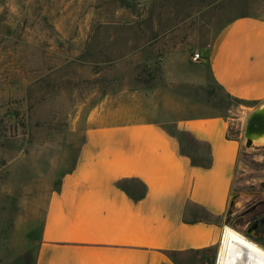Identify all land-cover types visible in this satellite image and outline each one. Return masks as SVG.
Segmentation results:
<instances>
[{
  "label": "rangeland",
  "instance_id": "obj_1",
  "mask_svg": "<svg viewBox=\"0 0 264 264\" xmlns=\"http://www.w3.org/2000/svg\"><path fill=\"white\" fill-rule=\"evenodd\" d=\"M242 17L264 19V0H0V264H35L49 194L92 127L222 114L245 145L257 106L192 61ZM219 248L177 263L217 264Z\"/></svg>",
  "mask_w": 264,
  "mask_h": 264
},
{
  "label": "crops",
  "instance_id": "obj_2",
  "mask_svg": "<svg viewBox=\"0 0 264 264\" xmlns=\"http://www.w3.org/2000/svg\"><path fill=\"white\" fill-rule=\"evenodd\" d=\"M200 54L229 98L264 104V19L231 21ZM152 115L160 119L87 131L75 168L49 194L35 264H178L214 252L226 226L247 234L235 222L242 201L231 206L247 150L230 120ZM261 236L250 237L264 246Z\"/></svg>",
  "mask_w": 264,
  "mask_h": 264
},
{
  "label": "flooded vegetation",
  "instance_id": "obj_3",
  "mask_svg": "<svg viewBox=\"0 0 264 264\" xmlns=\"http://www.w3.org/2000/svg\"><path fill=\"white\" fill-rule=\"evenodd\" d=\"M241 158L243 170L236 191L250 194L251 201L248 207L241 209L235 222L248 232L255 222L264 217V146H254L252 152H244ZM255 233L261 234L264 240V225L253 231L252 236Z\"/></svg>",
  "mask_w": 264,
  "mask_h": 264
},
{
  "label": "bare ground",
  "instance_id": "obj_4",
  "mask_svg": "<svg viewBox=\"0 0 264 264\" xmlns=\"http://www.w3.org/2000/svg\"><path fill=\"white\" fill-rule=\"evenodd\" d=\"M264 144V139L255 141ZM217 264H264V247L236 229L224 228Z\"/></svg>",
  "mask_w": 264,
  "mask_h": 264
},
{
  "label": "water",
  "instance_id": "obj_5",
  "mask_svg": "<svg viewBox=\"0 0 264 264\" xmlns=\"http://www.w3.org/2000/svg\"><path fill=\"white\" fill-rule=\"evenodd\" d=\"M262 139H264V104L249 114L244 130V140L247 149L254 148V142ZM242 163L243 161L240 160L238 170H243L241 167ZM249 195L250 194L235 191L232 196L231 206L234 208L237 204V201L240 200L242 201L241 208L244 209L245 207H248L249 202L251 201V197ZM248 212L249 211H247L246 214ZM262 225H264V217L253 224L250 230H248L246 236H252L253 231Z\"/></svg>",
  "mask_w": 264,
  "mask_h": 264
},
{
  "label": "built area",
  "instance_id": "obj_6",
  "mask_svg": "<svg viewBox=\"0 0 264 264\" xmlns=\"http://www.w3.org/2000/svg\"><path fill=\"white\" fill-rule=\"evenodd\" d=\"M194 63H200L203 61V56L200 53H195L192 57Z\"/></svg>",
  "mask_w": 264,
  "mask_h": 264
},
{
  "label": "trees",
  "instance_id": "obj_7",
  "mask_svg": "<svg viewBox=\"0 0 264 264\" xmlns=\"http://www.w3.org/2000/svg\"><path fill=\"white\" fill-rule=\"evenodd\" d=\"M232 100H234V101H236V102H238V103H241V102H239V101H237V100H235V99H232ZM207 251H209V250H207ZM207 251H205V252H207Z\"/></svg>",
  "mask_w": 264,
  "mask_h": 264
}]
</instances>
